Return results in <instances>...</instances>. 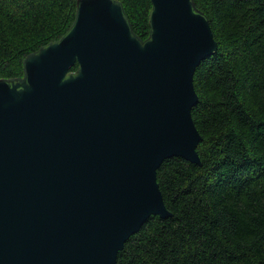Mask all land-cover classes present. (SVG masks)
Masks as SVG:
<instances>
[{
    "label": "water",
    "instance_id": "water-1",
    "mask_svg": "<svg viewBox=\"0 0 264 264\" xmlns=\"http://www.w3.org/2000/svg\"><path fill=\"white\" fill-rule=\"evenodd\" d=\"M151 3L142 39L120 0H77L69 30L0 78V264H117L172 215L158 170L201 164L194 77L219 44L195 0Z\"/></svg>",
    "mask_w": 264,
    "mask_h": 264
},
{
    "label": "trees",
    "instance_id": "trees-1",
    "mask_svg": "<svg viewBox=\"0 0 264 264\" xmlns=\"http://www.w3.org/2000/svg\"><path fill=\"white\" fill-rule=\"evenodd\" d=\"M120 1L147 39L151 0ZM195 1L219 44L194 77L201 164L164 160L158 182L172 215L151 216L117 264H264V0ZM76 8L77 0H0V78L22 76L24 58L61 38Z\"/></svg>",
    "mask_w": 264,
    "mask_h": 264
}]
</instances>
